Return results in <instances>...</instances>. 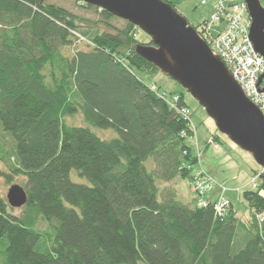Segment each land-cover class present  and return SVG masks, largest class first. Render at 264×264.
Wrapping results in <instances>:
<instances>
[{
	"label": "trees",
	"instance_id": "1",
	"mask_svg": "<svg viewBox=\"0 0 264 264\" xmlns=\"http://www.w3.org/2000/svg\"><path fill=\"white\" fill-rule=\"evenodd\" d=\"M181 1L165 2L176 11ZM82 7L100 20L47 0H0V131L15 162L4 177L21 176L27 197L16 217L0 195V264H264L253 214L264 211V176L242 192L246 222L231 205L222 216L213 202L198 208L192 192L189 205L170 190L158 200L157 180H193L190 117L172 106L189 108L182 94L167 99L137 76L161 73L135 54L137 45H151L136 38L139 29L124 21L116 28L109 22L117 18ZM205 22L189 24L203 41ZM79 41L87 51L62 55ZM76 116L82 125L67 122ZM210 144L223 145L216 136ZM71 171L89 185L73 183Z\"/></svg>",
	"mask_w": 264,
	"mask_h": 264
},
{
	"label": "water",
	"instance_id": "2",
	"mask_svg": "<svg viewBox=\"0 0 264 264\" xmlns=\"http://www.w3.org/2000/svg\"><path fill=\"white\" fill-rule=\"evenodd\" d=\"M98 8L131 24L150 38L135 54L178 84L204 110L216 129L264 170V116L246 98L220 59L198 33L162 0H70ZM251 21L249 40L264 59V8L259 0H244ZM264 74L260 76V86ZM264 178V177H263ZM6 202L21 209L24 189L12 185Z\"/></svg>",
	"mask_w": 264,
	"mask_h": 264
},
{
	"label": "rangeland",
	"instance_id": "3",
	"mask_svg": "<svg viewBox=\"0 0 264 264\" xmlns=\"http://www.w3.org/2000/svg\"><path fill=\"white\" fill-rule=\"evenodd\" d=\"M199 1L200 0H182L176 6V12L193 27L199 25L203 21L210 22L213 14L211 4L202 6ZM238 1L240 0H237V2ZM47 2L70 12L81 20L86 19L96 22L100 20L97 13L83 8V3H76L70 0H47ZM259 2L262 8H264V0H259ZM109 23L111 26L121 28L124 22L116 19L111 20ZM84 25L86 24H82V26ZM100 27L101 29H105L103 25H100ZM136 35V38L142 44H148L150 42V38L140 30ZM87 50V42L79 41L74 42L70 47L62 48L61 53L64 57L71 59L76 52ZM137 76L147 85H154L158 88L159 93H164L167 99H171L170 94L183 95L184 101L190 111V130L191 127H193V131L191 130L193 136L186 139L185 144L198 159V165L194 167V172L202 170L210 178L212 189L208 192L207 197L213 198V196H218L219 194L224 195V197L231 202L237 218L242 222L248 221L249 210L242 199V192L252 189L250 181L263 169L256 165L248 153L241 151L228 138L219 133L214 122L205 114L204 110L178 84L162 73H157L155 76L150 77L142 74H137ZM67 122L77 126L83 124L80 116L69 118L67 119ZM89 128L102 139L110 140L115 137L113 131H102L92 127ZM7 135L8 134L5 135L0 131V195L4 198H6L10 186H22L24 182V179L21 176H14L10 182L5 180L4 175H10L11 166L15 163L13 160L14 155L12 153V141ZM213 136L218 137L223 145L215 146L210 144L211 137ZM146 166L148 169H151L153 165L148 161ZM69 177L75 184L89 185V182L86 179L79 177L75 171H71ZM157 185L159 188L158 200L160 201L166 195L165 192L167 190L174 191L175 199L182 204L189 205L193 201L194 196L190 193L191 183L189 184V181L176 179L168 184H163L161 181L157 180ZM23 211V209H12V213L16 217L22 216ZM46 224L47 223L42 221H39L37 224L38 229L43 233L48 232ZM137 264L143 263L138 262Z\"/></svg>",
	"mask_w": 264,
	"mask_h": 264
},
{
	"label": "built area",
	"instance_id": "4",
	"mask_svg": "<svg viewBox=\"0 0 264 264\" xmlns=\"http://www.w3.org/2000/svg\"><path fill=\"white\" fill-rule=\"evenodd\" d=\"M200 5L211 4L213 14L210 22H205L198 29L212 54L217 56L227 71L237 82L246 98L264 116V78L257 87L258 80L264 74V59L258 55L249 40L250 18L244 0H200ZM177 114L189 122V110L174 108ZM190 123V122H189ZM193 131V127H191ZM264 170L250 181L252 189L257 188ZM191 192L198 195L197 207H205L213 202L215 213L222 216L229 207V201L222 194L207 197L212 189L210 178L202 171H193ZM254 214L259 229L264 233V211Z\"/></svg>",
	"mask_w": 264,
	"mask_h": 264
},
{
	"label": "crops",
	"instance_id": "5",
	"mask_svg": "<svg viewBox=\"0 0 264 264\" xmlns=\"http://www.w3.org/2000/svg\"><path fill=\"white\" fill-rule=\"evenodd\" d=\"M262 197L264 198V194H262ZM226 198V197H225ZM227 199V198H226ZM228 200V199H227ZM229 201V200H228ZM229 203H230V205H231V202L229 201ZM231 207H232V205H231ZM236 218H237V215H236ZM238 219V218H237ZM238 220H240V219H238ZM241 221V220H240Z\"/></svg>",
	"mask_w": 264,
	"mask_h": 264
}]
</instances>
